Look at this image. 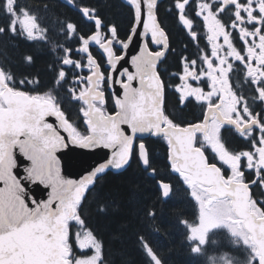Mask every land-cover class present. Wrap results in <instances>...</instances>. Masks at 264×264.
Segmentation results:
<instances>
[{"label": "flooded vegetation", "instance_id": "1", "mask_svg": "<svg viewBox=\"0 0 264 264\" xmlns=\"http://www.w3.org/2000/svg\"><path fill=\"white\" fill-rule=\"evenodd\" d=\"M57 1L83 16L82 7L74 4L75 8H72L63 0ZM16 2L17 0H13L12 4L14 16H22L21 19L25 7H16ZM159 5L163 22L159 20L158 7L155 13L168 39L167 50L154 46L149 38L146 43L149 56L160 55L157 63L153 64L162 87V126L198 127L199 129H194L195 145L206 154L210 164L220 169L225 184L241 182L247 185L250 192V210L264 219V204L260 203L264 201V0H255V3L253 0H161ZM12 8L8 9L6 0H0V26L8 23L10 25L11 17L14 18L10 12ZM256 9L260 11L257 12ZM41 10L29 7L30 13L36 15L38 30L33 36L22 28L23 33L30 39L44 38L43 22L38 17ZM131 12L133 15L132 9ZM169 16L173 19L174 27L170 31L168 24H165ZM83 18L93 24L94 31H87L78 52L86 56V61H89L90 55L94 57L102 75L97 86L100 92L91 90L90 113L96 107L104 112L114 113L116 107L108 90L109 69L106 67L107 61L99 51V45L111 41L114 56L120 57L123 49L117 44L126 43L134 20L128 34L122 36L115 25L106 26L99 18L97 25L93 20H87L85 16ZM28 19L29 15L26 22ZM73 24L70 22L71 27L75 28ZM2 32L3 28L0 29V33ZM96 32L100 33V44H87L89 37ZM171 33L178 36L176 46L183 43V50L178 47L174 50L169 36ZM186 40L191 42L190 46L184 44ZM172 60L174 66L171 65ZM85 69L87 73L75 80L80 87L78 89L86 91L89 86L87 78L94 70L91 63ZM63 74L65 75V71ZM147 78L148 73L145 72L142 79L145 81ZM126 80V76H123L122 81ZM5 88L16 93L23 92L13 84L11 76L0 68V101H6ZM171 96L177 103L173 109L167 103ZM183 108L188 111H183ZM220 118L232 121L233 125L222 123ZM150 136L153 135L150 134L144 139ZM144 139H136L133 150L137 151V144L140 141L145 143ZM168 163L171 173L179 176L173 170L169 156ZM206 198L209 199L208 196ZM179 230L181 234L185 233L184 225ZM79 231L77 229L70 241L74 254L78 257L82 254L76 240ZM148 237V240L145 239L146 236H140L139 239L140 247L145 249L143 253L150 256L155 264H162L156 259L154 250L159 242L153 236ZM182 237L180 244L183 248L193 256L200 255L198 259L202 260L204 251L200 247L208 245L209 242H200V246H197L188 241L185 235ZM235 243L241 245L240 242ZM244 252L236 251L239 264L249 261V253L245 252L244 257ZM98 264H102L101 259Z\"/></svg>", "mask_w": 264, "mask_h": 264}, {"label": "trees", "instance_id": "2", "mask_svg": "<svg viewBox=\"0 0 264 264\" xmlns=\"http://www.w3.org/2000/svg\"><path fill=\"white\" fill-rule=\"evenodd\" d=\"M72 1L76 6L86 8L90 15L98 17L106 26L115 25L119 35L128 34L133 15L121 0ZM20 5L44 10V38L30 39L18 24L15 28L9 23L1 24L0 68L11 76L13 84L23 92L51 97L76 133L84 136L87 128L82 117L83 105L74 97L81 91L75 78L87 73L86 56L79 53L78 48L87 31H94V26L84 20L79 12L57 0H17L16 7ZM160 9L161 5L157 14L163 22ZM168 18L165 24H168L170 31L174 28L173 19L171 16ZM70 22L74 23L75 28L71 27ZM169 36L174 50L177 47L183 50V43L175 45L178 36L172 33ZM184 44L190 46L191 42L186 40ZM65 60L70 63L63 67ZM63 71L65 75L61 81ZM167 103L171 109L177 104L172 96L168 97ZM183 111L188 110L183 108ZM144 141L150 162L148 169L141 167L137 151L134 150L126 169L118 173L109 169L100 171L93 184L86 187L81 202L75 205L73 218L81 222L82 228L89 230L99 242L101 263L155 264L150 256L143 253L145 249L139 244L140 236H146L148 240V235L159 242L154 250L156 259L162 264H212V261H222L223 258L231 260L238 247L234 241H239L226 228L218 227L208 232L209 244L201 247L204 251L202 260L198 259L200 255L193 256L180 244L182 236L185 235L188 241L190 239L188 232L181 234L179 227L184 220L192 222L196 218L197 206L188 187L179 176L171 173L165 138L150 136ZM149 170H153L155 175H148ZM158 180L172 185L171 199L161 198L156 184ZM78 227L76 222H69V242ZM246 249L249 250L248 247Z\"/></svg>", "mask_w": 264, "mask_h": 264}, {"label": "water", "instance_id": "3", "mask_svg": "<svg viewBox=\"0 0 264 264\" xmlns=\"http://www.w3.org/2000/svg\"><path fill=\"white\" fill-rule=\"evenodd\" d=\"M63 1L75 8L72 1ZM121 1L132 9L134 16L132 31L126 43L117 44L123 49V54L120 57L114 56L111 41L100 44L99 32L92 34L87 42L92 46L100 44L99 51L107 60L108 90L112 95L116 112L106 115L90 113L92 110L90 105L92 87H90V91L82 95V99L87 100L90 105L85 114L88 117L85 120L88 134L84 138H79L74 136L73 129L61 111L56 110L49 101H40L25 94H13L6 88L4 91L6 101L14 100L17 104L15 107H5L0 111V130L6 129L7 116L14 115L16 126L21 132L18 136L20 145H23L31 136L40 149L54 157L55 173L60 184L55 193L59 199L55 203L67 209L71 217L75 213V205L81 202L86 193V187L93 184L99 171L103 169H109L115 173L123 171L130 163L137 138L144 139L150 133L156 136L164 135L168 137L169 161L173 170L182 177H186L190 184L198 183L203 186L210 196V201L228 197L232 212L247 231L250 242L257 247H264V219L257 217L250 210L249 189L237 182L226 185L221 179L220 170L215 165L207 163L203 151L194 145V129L199 128L162 126L164 123L162 87L154 67L160 55L149 56L146 43V39L149 38L154 46L167 50V36L155 13L161 0ZM82 14L87 20H93L97 25L99 24V19L89 17L87 11L83 10ZM133 57H149L154 61L146 72L148 78L145 81L142 79L145 72L137 74L133 66ZM90 60L95 64L94 73L89 77L94 86L95 80L101 78V75L98 74L95 59ZM124 69H127V72H124ZM123 76L127 79L124 82V88L117 84L118 81H122ZM121 104L124 106L123 110L128 112L133 125L136 121H142L146 131H137L135 127H129L128 124L121 122L119 113L122 109L118 107ZM220 121L233 125L230 120L220 118ZM121 132L123 137L120 136ZM137 147L139 164L143 169H148L149 158L144 142H139ZM11 151L17 156L22 155L19 146H15ZM117 161L121 162L119 168L116 167ZM25 167H31V161H26ZM148 175L154 176L155 173L151 170L148 171ZM2 186L0 183V187ZM157 186L162 199H168L171 195V185L159 180ZM28 189L29 207L33 206L31 199L44 201L49 194L53 193L52 184L40 185L37 188L35 183H29Z\"/></svg>", "mask_w": 264, "mask_h": 264}, {"label": "snow or ice", "instance_id": "4", "mask_svg": "<svg viewBox=\"0 0 264 264\" xmlns=\"http://www.w3.org/2000/svg\"><path fill=\"white\" fill-rule=\"evenodd\" d=\"M153 63L149 57H133L137 74L147 72ZM117 84L125 87L123 81ZM16 104L14 100L0 101L3 107L11 108ZM118 107L122 109L119 113L122 123L140 132L147 130L142 121L133 125L128 112L123 110V104ZM20 134L14 115H8L6 129L0 130V183L3 185L0 187V264H98L101 259L100 244L90 231L78 232L76 240L80 249L94 250L93 256H76L69 242V222H76L81 228L83 225L72 218L67 209L55 203L59 199L55 193L60 184L55 173L54 157L40 149L31 136L20 145ZM120 136L123 137L122 132ZM15 146H19L22 155L17 156L11 151ZM26 161H31V167H25ZM120 164L117 161L116 167L119 168ZM29 183H35L37 188L52 184L53 193L44 201L31 199L33 206L29 207ZM260 203L264 204V201ZM247 247L249 264H264V247H257L252 242H247Z\"/></svg>", "mask_w": 264, "mask_h": 264}, {"label": "rangeland", "instance_id": "5", "mask_svg": "<svg viewBox=\"0 0 264 264\" xmlns=\"http://www.w3.org/2000/svg\"><path fill=\"white\" fill-rule=\"evenodd\" d=\"M8 3V9L9 7L12 8V0H6ZM32 6H30L31 8ZM26 11V12H25ZM10 12L14 16L13 8L10 10ZM38 17H40L41 21L44 16V10L38 13ZM28 23L26 22V19L28 18ZM34 13H30L29 7L23 8V18H21V21H19V25L22 28H25L27 32L32 34L33 36L36 35V18ZM22 17V16H20ZM20 17L14 16V24L18 22ZM195 186H192L190 188V195L195 200L196 206H197V214L196 218L192 220V222H185L184 223V230L188 232L189 241L195 243V245L200 246V242H207V234L209 231L214 230L215 228H226L232 235L236 237V240L241 243V245H238L237 250L244 248L242 251L248 252L249 250L246 249L247 242H249L248 235L243 230L241 225L238 223L236 219L233 218V216L229 215V206L228 201L225 199H222L218 201L216 204H213L214 201L210 202V200L206 198L204 194H202L199 190H195ZM195 229V231H193ZM79 232H84L83 228L79 227ZM78 243V241H77ZM235 243V241H234ZM236 244V243H235ZM246 244V245H245ZM241 246V247H240ZM82 254L79 256L80 258L84 257H91L94 255L92 249H80ZM194 252V251H193ZM244 252V257H246V254ZM239 254V253H238ZM197 256V255H195ZM231 260H227L225 258L222 259V261L214 260L212 261V264H239V257L237 254L233 255V258H230ZM242 260V259H241ZM244 264H249V261L245 262Z\"/></svg>", "mask_w": 264, "mask_h": 264}, {"label": "bare ground", "instance_id": "6", "mask_svg": "<svg viewBox=\"0 0 264 264\" xmlns=\"http://www.w3.org/2000/svg\"><path fill=\"white\" fill-rule=\"evenodd\" d=\"M134 17V16H133ZM134 19V18H133Z\"/></svg>", "mask_w": 264, "mask_h": 264}]
</instances>
